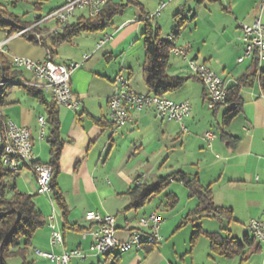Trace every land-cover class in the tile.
<instances>
[{
	"label": "crops",
	"instance_id": "1",
	"mask_svg": "<svg viewBox=\"0 0 264 264\" xmlns=\"http://www.w3.org/2000/svg\"><path fill=\"white\" fill-rule=\"evenodd\" d=\"M47 1L55 2L47 13L67 2L38 0L36 2L40 4L39 14L43 13V3ZM110 1L114 4L126 3V0ZM135 1V5H129L121 14L114 16L102 33L91 35L90 39L78 37L71 44H62L54 49V62L81 63L80 68L71 76V89L74 96L80 100V105L76 113L57 107L58 134L63 141V147L59 157V173L55 179L67 207L66 219L54 205L60 217L63 245L50 248L49 230L44 225L32 240L33 254L35 250L60 254L77 249L85 257L81 260L73 259L70 264H100L104 259L91 250L90 233L96 225L83 218L86 212L93 211L114 217L119 240L128 237L139 218L156 213L162 220V242L155 246H143L138 251L120 254L114 252L108 258L107 264H201L197 263L196 258L197 243L201 237L191 246L193 226L189 223L181 225L183 219L197 207V199L189 196L183 184L170 181L162 192L165 193L164 201L158 205L155 200L162 193L140 208L129 206L130 193L137 187V182H155L148 183L149 173L139 171H154L159 161L161 162L159 159L151 165L156 151L152 152L151 148L148 151V142L153 145L167 141L178 147L177 151H174L180 156V159L176 160L179 169L174 172L187 174L188 178L197 176L202 187L210 186L214 205L232 210V221L223 222L224 224L229 227L231 224L234 227H242L246 235V226L250 220H264V91H261L257 78L250 87L241 88L242 111L229 124L223 126L222 115L225 108L216 111L209 109L201 82L189 76L186 63L181 57L169 54L167 73L184 79V83L178 91L165 97L175 102L190 101L191 114L184 120L188 133H182L176 122L157 119L150 110L133 112L131 121L116 133L111 132L108 118V103L114 93L113 82L117 75L127 77L130 88L135 93L149 94L143 78L145 52L141 37L147 18L159 30H166L168 21L170 24L174 23L173 17L176 14L190 19L181 31V37L173 38L170 33L161 38L172 42L173 47L186 50L188 59L208 66L228 82L229 87L236 85L244 75L251 74L255 70V62L257 75L264 71V64L258 71L259 64L254 60V55L238 62L244 48L240 39V24H251L257 18L264 22V8H261L263 0H247V11L243 15L236 11L239 0H219L218 3L202 4L192 0H168V3L171 1L172 4H167L165 0ZM186 1L199 6L219 5L223 11L222 15H226L228 20L221 19V15L219 16V12L214 8L204 14L205 18L202 20L196 13H191L190 6L188 12L185 11L188 5ZM161 3L165 6L156 18L155 14ZM80 16H75L71 22ZM200 22L203 23L202 26ZM186 31H189L187 37L184 36ZM4 37L5 34L0 33V40ZM107 37L110 39L97 48V43ZM7 47L5 60L20 57L41 61L49 56L45 46L32 45L22 37L10 40ZM84 55L89 57L86 61L83 60ZM4 95L0 99V120L11 121L28 129L37 161L47 164L51 153L47 139L51 129L46 121L47 112L43 103L36 100L34 103L25 102L23 105L18 100L5 99ZM43 97L45 101L52 103L50 93L46 96L43 93ZM39 117L45 119L42 137L39 136ZM206 132L214 135L210 145L203 139ZM223 132L226 138L221 137ZM131 147L137 151L135 154L130 153ZM142 153L146 156L140 160ZM35 180L33 173L26 168L15 178V186L18 192L35 196L37 209L45 218L50 214L53 205L48 197L36 194ZM172 183L183 187L184 195L172 189ZM168 188L172 190L168 192ZM172 197L176 198V203L171 207L169 203ZM201 220L196 223L202 229ZM223 223H219L220 231L228 228L222 227ZM228 232L231 234V230L228 229ZM179 237H183V243L178 241ZM256 247L257 245L247 251L248 260L251 253L262 250V245L259 244L258 251ZM40 264L50 263L42 259Z\"/></svg>",
	"mask_w": 264,
	"mask_h": 264
},
{
	"label": "built area",
	"instance_id": "2",
	"mask_svg": "<svg viewBox=\"0 0 264 264\" xmlns=\"http://www.w3.org/2000/svg\"><path fill=\"white\" fill-rule=\"evenodd\" d=\"M110 0H67L66 3L48 13L40 20L34 19L33 24L25 27L12 36H6L0 40V55L8 53L7 43L15 38H23L25 34H31L37 42H40L46 34H57L61 32L76 14L93 18L100 14L105 5ZM165 6L161 3L155 15ZM264 8V0L261 3ZM51 22L54 24L48 32H35L34 28ZM241 40L244 43L243 53L238 58V62L255 56L260 67L264 64V22L257 18L251 24H240ZM110 37L102 39L97 43L100 48ZM170 54L181 57L187 67L189 76L201 82L204 88V98L209 109L216 107L226 108L228 103L227 92L228 82L222 79L203 63L188 59L186 50L173 47ZM88 55L83 56V60L88 59ZM10 68L14 71L22 72L24 77L16 80H7L2 75V64L0 62V99L5 91L12 85L33 88L43 93H50L52 102L56 107H63L76 113L79 109L80 100L76 98L71 89V76L75 70L80 68L81 63L70 62L61 64L51 59L33 61L26 58L11 57L6 60ZM114 93L109 99V121L111 132L116 133L131 121L133 112L150 110L157 119L162 121H172L179 124L182 133H188L184 126L191 114V103L188 100L175 102L166 97H158L152 94L140 95L135 93L129 85V79L121 74L114 79ZM39 136L44 134L45 119L38 118ZM214 135L206 132L203 139L210 145ZM0 157L3 167L14 177L21 171H31L36 181V194L46 196L52 203L51 212L45 219V225L49 230L48 245L50 248L63 245V233L60 226V217L57 214L56 204L51 197L52 169L48 164L37 161L33 153V140L28 129L20 127L11 121L0 120ZM264 170V165H263ZM140 185V182H137ZM55 204V205H54ZM87 222L94 223L96 228L90 233L92 237L91 250L95 255L104 259L100 264H107L112 253L118 254L128 251H138L143 246H155L162 242L160 234L162 220L156 213L139 218L136 227L128 234L125 240H119L116 235L115 218L110 215H100L96 212H86L83 217ZM249 236L257 243L264 246V220H250L246 226ZM85 236V234H83ZM34 254L50 264H70L73 259L81 260L85 257L80 250L64 251L60 254L50 252L34 251Z\"/></svg>",
	"mask_w": 264,
	"mask_h": 264
},
{
	"label": "trees",
	"instance_id": "3",
	"mask_svg": "<svg viewBox=\"0 0 264 264\" xmlns=\"http://www.w3.org/2000/svg\"><path fill=\"white\" fill-rule=\"evenodd\" d=\"M28 0H0V32L6 36H12L18 33L25 27L33 24L31 20H25L22 16H17L10 10L16 9L19 4ZM197 4L202 3H218L219 0H192ZM135 0H126L125 4H114L109 1L102 12L93 18L85 16L78 17L74 22L68 24L57 34H46L40 42H37L31 34H25L23 39L32 45H42L49 51L48 59L53 60L54 49L62 44H71L72 41L81 35L99 34L102 33L108 25H110L114 16L123 12L129 5H135ZM38 2L34 3L36 10ZM42 17H37L40 20ZM175 32L172 37H178L179 33L185 28L190 19L185 18L181 14H176L173 17ZM51 26L48 24L42 27L34 28L35 32H48ZM143 39V47L145 52V61L143 69L144 83L149 91V94L158 97H165L178 91L184 79L170 76L167 73V65L170 57V50L173 48L172 42L164 40L160 36V30L154 26L150 19L145 20L144 30L141 34ZM256 58V57H255ZM255 61L257 59H254ZM2 64V75L7 80H16L24 77L22 72L14 71L10 68L9 63L0 55ZM255 70L249 74L239 78V82L229 87L227 92L226 102L228 103L222 115V125L226 126L229 122L241 113L243 100L241 97V88L250 87L257 78L261 91H264V71L258 73ZM27 95L37 99L43 103L47 112V123L50 126L51 132L47 139L49 146L50 160L47 163L52 169L51 178V197L56 206L62 213V217L66 219L68 211L64 199L57 187L56 177L59 173V157L63 147V141L58 134V116L57 107L51 101H45L43 92L33 88L24 87ZM220 106L214 110H219ZM222 138L226 135L221 133ZM17 177V176H16ZM2 165L0 157V264H6V260L13 257H21L23 264H34L33 261H26V256L31 252L32 240L36 232L42 229L45 225V219L41 215L32 195L20 193L15 186V178ZM170 181H175L183 184L189 192L190 197L197 199V207L189 213L181 225L192 224L193 233L190 244L193 246L200 237H204L209 241V251L211 255L227 260L238 258V264H245L248 261L247 251L254 248L259 250L257 243L248 234L244 235L241 240L233 237L227 230L221 229V232L226 231L227 234L206 233L202 231L199 224L201 218L216 220L219 223H229L232 221V210L230 208L217 207L213 203V197L210 186L202 187L197 176L188 178L187 174L182 172H174L164 178H158L151 184H140L131 191V208H140L153 197L162 193L169 185ZM176 203V198L172 197L169 205L172 207ZM196 223V224H195ZM224 235V237H221ZM116 259V258H115Z\"/></svg>",
	"mask_w": 264,
	"mask_h": 264
},
{
	"label": "rangeland",
	"instance_id": "4",
	"mask_svg": "<svg viewBox=\"0 0 264 264\" xmlns=\"http://www.w3.org/2000/svg\"><path fill=\"white\" fill-rule=\"evenodd\" d=\"M38 1V0H28L24 3H21L19 4V6L14 9V10H10L11 12H13L14 14H16L17 16H22L25 20H32L34 21V19H37V17H45L48 13L47 11L49 10V8L55 4V2H48L47 3H43V13L42 14H39L38 10L35 9L34 7V3ZM123 1V0H121ZM165 2L167 4H172L173 2H169L168 3V0ZM187 2V7L185 8V11L188 12V9H189V6H190V9L191 10V13L194 14L196 13L197 15H199L201 17V19L203 20L205 18V15L204 14H207L208 11H212L213 8L215 10H217L219 13V16L221 15V19L224 18L225 21L228 20V18L226 17V15H222L223 11L221 10V7L219 5H203V6H199L197 4H194V2H190V1H186ZM238 6L236 8V11L240 14H245V12L247 11V7H248V1L247 0H239V2H237ZM211 6V7H210ZM226 4L225 2L223 3V7H225ZM246 7V8H245ZM185 12V16L187 15V13ZM225 14V13H224ZM79 15V14H76V16ZM189 17V16H188ZM156 18H157V15H156ZM200 19V21H201ZM49 25H51V22L48 23ZM201 26L203 25L202 22H200ZM175 23L172 22V24L169 23L168 21V27L164 29H161L160 31V35L162 38H165L168 34H172L175 32ZM184 29V28H183ZM182 29V31H183ZM187 30V29H186ZM3 34V32H0ZM181 33V32H180ZM179 33V37H181V34ZM185 37L188 36L189 34V31H186V33H184ZM92 34H87V35H81L79 38H92L91 36ZM5 37H6V34H5ZM4 37V38H5ZM215 37V36H214ZM63 60V59H62ZM64 61V60H63ZM24 78H26L24 76ZM47 93H45V96H46ZM4 98L5 99H8V100H12V101H19L21 104H26L25 102H31V103H34L36 102L37 99H34L30 96L27 95L26 91L24 90V87L23 86H20V85H12L10 86V88L7 89V92L5 93L4 95ZM172 98V97H171ZM136 145V144H135ZM146 146H148V151L149 148H151L152 152L153 151H156V154H153V159L151 161V165L158 161L159 159L161 160V162L159 161V163L156 165V169L154 171H151V172H147V170H140L139 173H149V179H148V183H151V182H154L157 180V178L159 177H165L167 175H170V173L176 171L178 168V165L176 163V160H179L180 159V156H178L177 154H175V151H177L178 147H174V145L172 144V142H167V141H160V143L156 142L154 143L153 145H151L150 142H148L146 144ZM131 150L130 153L132 154H135V150H134V147H131L130 148ZM139 150V148H138ZM175 150V151H174ZM167 152V153H166ZM141 159L142 160L146 154H141ZM145 159V158H144ZM181 165V164H180ZM179 165V166H180ZM172 166V167H171ZM170 186H172V189H174L175 191H177L178 193H180V195H184V192H185V189H183V187L177 185V183H172ZM171 188H168V192H170L172 190ZM164 196H165V193H162L155 201L157 203V205L160 203V202H163L164 201ZM195 202V201H193ZM223 226L222 227H228L226 228L227 231L228 229L231 230V235L235 238H237L238 240H241L243 235L245 234L244 232V229H242V227H234L233 224L229 226H227L226 224H222ZM201 226H202V230L203 231H208L209 233H226V231L224 232H221L219 227H220V224L219 222H217L216 220H213V219H208V218H204L201 220ZM217 233V234H218ZM221 237H224V235H222ZM180 243H183V237H179V240ZM208 240H206V238H203L201 237L199 240H198V243H197V251H196V258H197V263H201V264H238V258L236 259H233V260H227V259H224V258H219V257H215L213 255H211L209 253V250H208ZM26 261H33L34 264H40V261L42 259H39L38 256H34L33 252L31 251L30 254L28 256H26ZM6 264H23V259L21 257H13V258H10L9 260H6ZM247 264H264V246H262V250L258 253H251L250 256H249V260L247 262Z\"/></svg>",
	"mask_w": 264,
	"mask_h": 264
}]
</instances>
